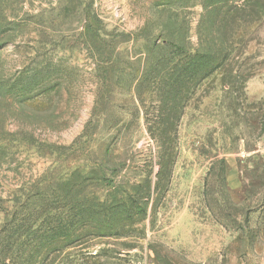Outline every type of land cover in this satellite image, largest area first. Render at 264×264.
<instances>
[{
	"label": "rangeland",
	"instance_id": "1",
	"mask_svg": "<svg viewBox=\"0 0 264 264\" xmlns=\"http://www.w3.org/2000/svg\"><path fill=\"white\" fill-rule=\"evenodd\" d=\"M76 201L99 222L24 245ZM30 263L264 264V0H0V264Z\"/></svg>",
	"mask_w": 264,
	"mask_h": 264
},
{
	"label": "trees",
	"instance_id": "2",
	"mask_svg": "<svg viewBox=\"0 0 264 264\" xmlns=\"http://www.w3.org/2000/svg\"><path fill=\"white\" fill-rule=\"evenodd\" d=\"M190 56H193V54H191ZM211 60L212 59H208V57L201 56L199 60L200 63L197 64L199 66L198 70L203 79L206 78L208 75H210L218 68V65L217 66L214 65V63H212ZM194 69L196 68H193L191 64L190 71H193ZM82 206L83 205L81 203L76 201V203L69 209L70 211L69 215L67 214L64 217H62V215H59L58 217L59 219H56V221L54 220L55 223L52 222L48 223V229L46 228L44 232H41L40 229L33 231L30 237H24V245L26 244L32 246L33 250L31 251L36 252L40 248L41 246L40 244L43 241L55 237L56 238L63 237V235L68 231L73 233L74 231L73 229L78 231L91 219L93 222H99L98 219H95L96 210L92 211L91 215H89L90 214L89 208L86 209L83 208ZM102 210L105 211L107 210V208L103 206ZM98 212H99L98 215H100L101 211L99 210ZM87 215H89L90 217H88Z\"/></svg>",
	"mask_w": 264,
	"mask_h": 264
}]
</instances>
